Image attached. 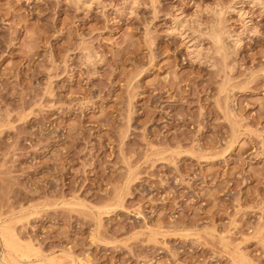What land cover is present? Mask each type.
Returning a JSON list of instances; mask_svg holds the SVG:
<instances>
[{"label": "rangeland", "instance_id": "374dc122", "mask_svg": "<svg viewBox=\"0 0 264 264\" xmlns=\"http://www.w3.org/2000/svg\"><path fill=\"white\" fill-rule=\"evenodd\" d=\"M84 1L0 0V264H264V0Z\"/></svg>", "mask_w": 264, "mask_h": 264}, {"label": "bare ground", "instance_id": "6f19581e", "mask_svg": "<svg viewBox=\"0 0 264 264\" xmlns=\"http://www.w3.org/2000/svg\"><path fill=\"white\" fill-rule=\"evenodd\" d=\"M79 1H82V2H83L84 0H79ZM86 3H87V2H86ZM84 4H85V1H84ZM88 4H89V3H88ZM219 15H220V14H219ZM178 18H179V17H178ZM178 18H177V19H178ZM179 19H180V18H179ZM179 19H178V23H180V22L182 21L181 19H180V20H179ZM246 26H247V25H246ZM213 32H214V31H213ZM212 34H213V33H212ZM212 36H214V35H212ZM215 36H216V35H215ZM215 36H214V40H215V38H216L215 41H218V42H219L220 40H222V39H220V38H221L220 36H218V35H217L216 37H215ZM233 37H235V39H234V43L237 44V46H238V42H240V41H239L240 38H238L239 36H237V37H236V36H233ZM216 43H217V42H216ZM192 45H193V44H192ZM235 46H236V45H235ZM220 48H221V46H220ZM93 57H94V56H93ZM3 218H4V217H3ZM4 220H5V219H4ZM2 221H3V220H2ZM5 228H6V227H5ZM5 228H4V229H5ZM6 229H7V228H6ZM3 231H5V230H3ZM8 231H10V230H8ZM0 232H1V231H0ZM11 232H12V231H11ZM2 233H3V232H2ZM2 233H1V234H2ZM6 233H7V232H6ZM3 235L5 236V233H4ZM8 236H9V235L7 234V237H8ZM15 236H16V235H15ZM10 237H11V236H10ZM2 238H3V237H2ZM14 238H15V237H14ZM4 239H5V238H3V240H4ZM12 239H13V238H12ZM12 239H11V241H12ZM17 240H18V238H17ZM7 241H8V240H7ZM15 241H16V240H15ZM13 242H14V241H13ZM20 242H21V241H20ZM8 244H12V243H9V241H8ZM17 244H19V243H17ZM14 245H15V244H14ZM20 245H21V243H20ZM5 246H8V247H9L10 245H7V244H6ZM17 246H18V245H17ZM24 246H25V245H24ZM21 247H22V246H21ZM16 248L19 249L20 247L18 246V247H16ZM16 248H15V249H16ZM28 248H29V247H28ZM6 249H7V247H6ZM21 249H22V248H21ZM24 249H25V248H24ZM9 250H10V249H9ZM9 250L7 249V250H5V251H9ZM3 251H4V250H3ZM10 251H11V250H10ZM10 251H9V252H10ZM22 251H23V250H22ZM3 253H5V252H3ZM11 253H14V252H11ZM16 253L19 254V252H16ZM16 253L14 254V257L17 256ZM6 254H8V253H6ZM6 254H5V255H6ZM3 255H4V254H3ZM12 255H13V254H12ZM19 255H20V254H19ZM21 255H22V254H21ZM9 256H10V254H9ZM25 256H26V255H25ZM7 257H8V256H7ZM20 258H21V257H20ZM70 258H72V259L74 260L73 257H70ZM9 259H10V258H9ZM11 259H13V258H11ZM21 259H22V258H21ZM38 259H39V258H38ZM15 260H16V257H15ZM18 260H19V257H18ZM57 260H58V259H57ZM2 261H3V260H2ZM74 261H75V260H74ZM6 262H7V261H6ZM13 262H14V261H13ZM17 262H18V261H17ZM55 262H56V261H55ZM59 263H60V262H59ZM18 264H19V262H18ZM57 264H58V262H57ZM60 264H65V262H62V263H60ZM67 264H68V263H67ZM74 264H76V262H75Z\"/></svg>", "mask_w": 264, "mask_h": 264}]
</instances>
